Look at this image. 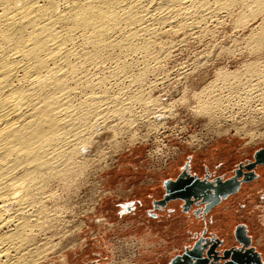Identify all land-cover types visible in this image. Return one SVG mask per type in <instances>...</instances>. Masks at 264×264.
<instances>
[{
  "label": "rangeland",
  "instance_id": "1",
  "mask_svg": "<svg viewBox=\"0 0 264 264\" xmlns=\"http://www.w3.org/2000/svg\"><path fill=\"white\" fill-rule=\"evenodd\" d=\"M240 8L241 7L238 6L236 8L237 10L233 8L231 13L227 14V12H221L219 15L214 16L215 18L210 17L201 19L200 22L195 21V19H189L186 25L180 28L171 27L169 29V27H167L166 29L159 31V35L156 36L155 40H159L160 42L155 41L156 43L154 42L152 44L153 46L150 48L151 53L155 51L154 53H157L158 55L155 54V56L153 55V57H150L148 60L139 59L141 61L140 63L143 62L142 64H144V66L149 67L147 68V71H144L146 74L143 73L145 76L147 75L146 77H144L143 74H140L141 83H136V79L134 78L137 76L133 77V79H129L130 76L126 77L127 72L128 75L129 72L131 74V71L133 70L132 67H135L133 70L135 73L132 72V74L135 75H139L137 73L143 70V65L138 62L136 63L135 60L130 59L132 57L126 58L127 60H130V62L126 61V59H118V61H116L117 59H114L115 61L108 60L105 62L106 66L103 65L104 63H101V66L99 67H96V65H91L93 67L90 68V65L88 64L90 73H95L91 74L93 77H95L93 78L91 76V80H93V82H96V80H103V76L106 77V75L108 78H110L109 81H111V83H106L107 87H113V91H110V96L114 94L111 92L116 93L117 91V94L121 96L123 94L122 97L127 99L129 96L133 95L134 91L137 89L136 93L138 92L137 95L140 93V97H143V102L139 100L140 104L138 101L133 103L136 106L135 109L132 108L133 111L126 113V120L123 119L125 115L121 118V120H124L125 122L127 121L126 123H122L124 121L118 122L120 121V119H118L120 117L112 115L109 116L111 119H105L106 122H104L103 126L101 125L95 128L97 131H99L98 129L100 128L101 130L95 133V135L93 134L89 140L93 138L96 139L91 140V142L89 141L90 144L87 143L88 147L86 146L87 148L85 152L81 154L79 153L77 158L78 160H82L81 165L76 164V166L79 165V167L77 166L76 168L75 166L76 169L74 168L72 173L69 172V174H71L69 178L66 177L69 175L68 172L66 174L63 173L65 174L63 175L64 180L62 179L63 176L61 177V175H59L49 181V185L47 184L48 186H46V189H44L45 193L48 192L47 194L49 195L53 191L52 196H48L44 193L45 196H48L44 199V201L48 209V213L46 214L47 218H50V221L47 224L49 226L47 227L46 225L40 232L36 231V240L40 238L38 243H42V240L43 243L45 241H49V247L44 250L45 255L43 254V258L40 259L42 264H175L177 259L178 263L176 264H192L193 258L188 256L187 253L201 238L204 243H209L210 246L213 242H219L217 250H219L221 253L227 249L241 248V242L238 240L235 231L237 226L242 223H247L250 227L253 242L251 241L249 248H252V250L256 252L252 255L254 257L256 255L257 257V254L260 253L262 255L261 259L264 263V217L261 216L263 214L262 209L264 208V163H260L255 168L247 169V166L255 161L256 153L260 149L264 148V94L261 93L263 91L258 90V88L260 90H264V81H262L264 75H258L256 77L257 73L264 74L262 71L264 65L260 64H264V42H254V35H257L262 31L261 27L264 22V10L261 12L259 11L254 15L252 14L251 16H248L246 20H242L243 22H240L241 20L239 18L242 15L240 14L241 16L239 17V13L241 10H243V8ZM191 22L192 24H190ZM188 24L190 26H188ZM197 24H200L199 26L202 25L203 27H196ZM238 32L239 34H237ZM212 33H215L213 34L214 36ZM160 48L163 49L161 50ZM159 50L160 52H158ZM154 57L157 59L160 57L161 59L158 61L157 59H153ZM151 58L153 60H151ZM122 60L124 63L121 62ZM146 60L150 65L146 64ZM254 60L256 62L262 60V62L255 63ZM114 62L116 63L114 64ZM155 62L156 64L158 63V66L154 64ZM120 63L123 64L121 65ZM135 63L137 65L140 64L139 66L141 69L139 66L135 65ZM160 63H163L164 65L161 66ZM258 64L260 65L258 66ZM115 65L116 67L118 66V68H120V66H122V68L125 67L126 71H120V74L113 76V74L117 72L116 70L119 71V69H115ZM124 65H126L128 68ZM103 67L107 69H103ZM251 67H256V69L260 70L261 72L258 71L255 74V69H252ZM94 68L96 69L93 70ZM129 69L131 71H128ZM156 69L160 72H157ZM164 69H166L165 72L167 73H164ZM238 69H240L241 72L244 70L241 75H239L240 71ZM149 70L151 71L149 72ZM218 70H221V72ZM110 71H113V74ZM226 71L228 76L229 71H232L231 76H229L230 80H228V82L226 80L228 77H225ZM234 71H236L234 74L235 76L239 75L238 78L236 77L237 79L234 78L235 76L232 77V73H234ZM158 73H161L162 76L161 74L158 75ZM250 73H253V75H250ZM156 74L158 75V78L160 77L159 80ZM110 75L113 77H110ZM166 75H168L169 78ZM248 75L252 76L251 80L254 82L257 78L256 82L254 83L253 81H250V76ZM98 76H101L102 78H99ZM115 76L117 79L114 78ZM215 76H218V78ZM222 76H224V78ZM107 77L104 79H107ZM138 77L137 79L140 80ZM112 78H114L116 81H114ZM150 78L154 80H151ZM149 79L155 83H158H151ZM232 79H236V83L232 82ZM240 79L241 81L243 80L242 83L245 82L243 85L245 86L247 84L246 86L248 87L239 85L242 84L239 82ZM119 80L121 81L119 82ZM130 80L133 82H130ZM103 81L107 82L108 80ZM147 81L149 85H146ZM258 81L259 84L257 83ZM127 82H129L130 85ZM118 84L121 85L118 86ZM140 84H143L142 86L144 87H142ZM181 84H184V86ZM206 84L207 86H204ZM233 85L237 86L238 88ZM135 86H137V88ZM230 86L235 91H233ZM124 87L126 89L125 92L129 89L127 94L123 93L124 91L119 92L121 89L124 90ZM205 87L206 89H204ZM210 87H215V89L217 87L219 90L209 89ZM141 88L148 90H145V92L143 91L144 89L142 90ZM182 88L186 90H181ZM241 88L243 93H241ZM149 89H151V91ZM194 89L195 91H198L196 94ZM201 89L204 90V92L207 89L213 90V92H216V94L209 91L203 93V95L200 94L202 93ZM244 89L249 91L245 92ZM237 90L240 92H237ZM131 91L133 93H131ZM229 92L232 93L230 94ZM235 92L236 95L233 94ZM148 94H151V96ZM228 94L232 95V98ZM242 94L244 96H241ZM256 94L260 95L257 96ZM143 95H148L149 98L152 97L150 99H152L156 105L153 104V102H151V104L148 103L151 100L148 99V97H144ZM157 95H161L160 97H157L160 98L159 100L155 97ZM180 95L181 97L182 95L184 96L180 98ZM202 95L204 97H202ZM215 95H217L219 99L217 97L215 98ZM198 97H200L199 101ZM153 98L160 101L158 102L159 105L156 103L157 100L155 101ZM178 98H180L179 100L181 101H177ZM183 98L189 99V101L184 100ZM246 99L247 102H245ZM169 101L171 102L169 103ZM211 101L216 103L215 104L212 102V104H215L216 107H213L214 105L209 104ZM216 101H218V103ZM199 102H201V104L204 102L203 105L207 103V105L202 106ZM152 104L155 105V107ZM134 105L132 107H134ZM145 105H148L150 108ZM163 105L168 109L163 108ZM208 105L210 106L208 107ZM197 106L199 108H197ZM210 107L216 109L211 110ZM147 108L151 110L154 108L157 111H167L163 114H166L165 116L162 115L163 118L158 117L159 119H163L159 122L160 124L157 122V120H155L156 118L153 117L156 113L152 115V117L150 115L157 111L153 110L152 113L147 112L151 111ZM157 108L160 109L158 110ZM201 108L202 110H200ZM203 108H208L211 112L208 113L209 110H203ZM218 108H220V112L216 111ZM139 109L143 110L144 112L142 113ZM170 111H175V114L171 113ZM201 111L202 113H199ZM130 113L131 116H129ZM144 113L148 114L149 116H144ZM169 114H171V117ZM139 116L144 118L143 121H146L145 118L150 119L151 117L150 120H154V122L160 125V127L153 121L151 124L150 120L143 122ZM132 117L134 118L133 121L138 118L137 120L140 122V125H136L139 124L137 120V123H135L136 121L131 122L130 118ZM127 119H129L130 122L134 124L132 125ZM145 123H148V125ZM164 124H167V126H163ZM115 126H118L117 128L120 130L116 129ZM132 126L136 127L131 128ZM200 126H204L205 131L201 137L196 139L197 143H182L181 151L175 154V159H173L166 168H155L150 164L147 158V149L150 140H152L158 133H160L158 136H161V133L164 130H168L176 136V139L180 140L184 137L194 135ZM110 127H113L114 129ZM126 127L129 131H127ZM95 131H93V133ZM115 135L116 137H113ZM92 142H94V144ZM83 154L85 155L84 157H86L85 159L83 157L84 160L81 159ZM89 156L93 159H90ZM85 160L88 161L87 164H83L85 163ZM78 168L84 170L80 171ZM207 169H209L211 173L208 176ZM238 170H242L241 172L244 171L245 173L247 172V175H249L248 179L246 178L245 174H240L239 178L241 180L244 179L243 183L241 184V188L222 197L219 203L211 205L210 203L212 201H210L208 198L213 195L207 191L204 193L202 192L204 196L198 200L192 197L194 202L189 203L190 205L185 199L182 198L172 200V202L175 203H178V201H184L187 203V205H189L187 207L185 206L187 212L183 211L182 207L179 210L177 205H175V207L172 209V212H167L168 207L163 208L164 210L159 209L161 208L159 207L162 203L161 201L165 200L167 194H169L167 190V184L172 180H177L183 176H189L191 177L190 180L183 182V186L188 185L187 187H192L190 185L206 183L212 186L217 185L215 181L218 178H221L222 181L228 180L230 182L238 175ZM252 170L256 174L255 176L253 175L254 173H248ZM75 172H78L76 173L78 175H76ZM66 179H69V181ZM208 187L209 186H206L205 190ZM208 189H210V187ZM60 204L62 206H59ZM194 207H196L197 210L201 209L202 211L205 210L206 212L212 210L210 214L217 215V218L214 217L211 219L209 213L207 214L206 220L202 219L203 217L197 218L195 216ZM227 208L229 211L233 212L231 215L228 214L226 216L222 213L223 210ZM148 211H152V213L157 214V217L151 218ZM185 214L187 215L186 218L181 217V215ZM196 214L199 215V213ZM230 219L232 220L230 222H233L232 224L230 222V224H228ZM232 225H234L235 228L232 227L231 229ZM226 229H231V232ZM245 231L246 230L243 229L238 233L245 235ZM147 233L152 234L154 238H151L149 235L151 239L146 240L145 236H147ZM195 233L199 234L200 237L197 239V241L195 240L196 242H193L194 240H189L192 236L190 234ZM183 234H186L187 237L182 239L179 248L180 253L173 258L167 257L164 252L166 249H168V241L165 240V242L163 240L167 239L169 236L171 237L176 235L179 238V236L181 237ZM216 238L219 239L215 240ZM171 241L172 240H170V242ZM174 243L178 242H172V244ZM51 244L55 246H52ZM192 244L193 246L189 247ZM221 264H223V262Z\"/></svg>",
  "mask_w": 264,
  "mask_h": 264
},
{
  "label": "bare ground",
  "instance_id": "2",
  "mask_svg": "<svg viewBox=\"0 0 264 264\" xmlns=\"http://www.w3.org/2000/svg\"><path fill=\"white\" fill-rule=\"evenodd\" d=\"M238 6L243 8V10H241L242 12L240 11L239 13V17L242 15L239 18L241 21L240 20L239 21L243 22L242 20H246L248 16H251L252 14L254 15L257 12L259 11L261 12L264 10V0H0V264H42L40 259L43 258L42 255L45 253L44 250L49 247V241L47 242L45 241L43 243L42 240V243H38L39 242L38 240H40V238L36 240L37 239L36 231L40 232L50 221V218L49 217L47 218L46 215L48 213V209L44 199L47 198L48 196H52V192H53L52 191L51 194L48 195L47 194L48 192L45 193L44 189H46V186L49 185L48 184L50 183L49 181H51L56 176L61 175L62 177L67 172L68 174L69 172L72 173V170H74L76 164L81 165L82 160H78L77 158L79 153L81 154L85 152L86 148L88 147V144H90L89 141L91 142V140L96 139L93 138L89 140L93 136V134L95 135V133L101 130L100 128L98 129L99 131H97L95 128L101 125L103 126L104 122H106L105 119H111L109 118V116L112 115V116L120 117L118 118L120 119V121L118 122H122L126 120V115H127L126 113L133 111L132 108L135 109L136 106L133 104L135 101L136 102L138 101L139 104L140 101L143 102L142 100L143 97H140V93L139 95H137L138 93V92L136 93L137 89L136 91H134L133 90L134 88L132 90L134 91V94L135 93L136 94L135 95L133 94L131 96H129L130 95L129 94L128 95L129 97L127 99L125 97H122L123 94L122 96L117 94V91L116 93L111 92L114 94L110 96V91H113V87L112 88L107 87L106 84V83H111V81H109L110 78H108L106 75L107 79H104L106 77L103 76V80L105 81L108 80L107 82H104L102 79H101L102 81L99 79L100 81L96 80V82H93V80H91V76L93 77V75L91 74H95V73L93 72L90 73L89 65L90 68L93 67L91 65H96V67H99L101 66V63L102 64L104 63L103 65H105V62L108 60L112 61L114 59H117L116 61H118V59H126L128 57L129 58L132 57L130 59L135 60L136 63L141 62L139 59L148 60L150 57H153V55L155 56V54H157L154 53L155 51L152 52L154 53L152 54L150 52V48L153 46L152 44L156 41L155 40L156 36L159 35L158 32L161 31L162 29H166L167 27H169V29L171 27L180 28L186 25L189 19L192 20L195 19V21L200 22L201 19L210 18V17L212 18L216 15H219L221 12H227L228 14L233 11V8L237 10L236 8ZM190 24H192V22ZM199 25L200 24H197L196 27L197 26L203 27L202 25L201 26ZM188 26L190 25L188 24ZM179 28H175V29H179ZM261 28L262 31L260 30L261 31L260 33L254 35V40H255L254 42L257 43L264 42V22ZM215 33H212V35ZM237 34H239V32ZM158 52H160V50ZM153 59H157V58L154 57ZM153 59L151 58V60ZM159 59L161 58L159 57ZM159 59L157 60L159 61ZM147 60H146V64H148ZM126 61L130 62V60L127 59ZM121 62H123V60ZM260 62H262V60L258 62L255 61V63H260ZM115 63L116 62H114V64ZM123 63L120 64L122 65ZM136 63L135 65H137ZM142 63L140 64L143 65L142 67L143 70L137 73L139 75L132 74L135 68L132 67L133 66L132 64L131 67L133 68V70L132 71L130 70L132 69L131 67H129L130 69L128 70L131 71L132 75L130 74V72L128 75L127 72L126 77L130 76L129 79L131 78L133 79V77L139 76L138 78L140 79L141 77L140 74L143 73L146 74L144 71H147V68L149 67L144 66V64ZM154 64L157 65L158 63L156 64L155 62ZM260 64L264 65L263 63ZM260 64H258V66ZM160 65L162 66L164 64L160 63ZM250 65L255 66L253 64ZM256 67L255 68L251 67L252 69H255L254 70L256 71L255 74L258 71H260L256 69ZM95 69L96 68H94L93 70ZM103 69H107V68L103 67ZM115 69H119V71L116 70L117 72L114 74L112 73L113 71L112 72L110 71L113 74V76L114 75L117 76L121 72H124L126 68L125 67L122 68V66L118 68L117 66ZM240 69L238 70L240 71ZM262 69H263L262 71L264 72V68ZM151 70H149V72ZM221 70L218 71L221 72ZM165 71L166 69H164V73H167ZM243 71L244 70H242V72L240 71L239 75H241ZM231 72L232 71H229V76H231ZM235 73L236 71L232 73V77L235 76L234 75ZM160 74L158 73V75ZM239 75L235 76L234 78L236 77L238 78ZM250 75H253V73H250ZM258 75L262 76L264 74L257 73L256 77ZM113 76L110 75V77ZM116 76L114 78L117 79ZM146 76L144 75V77ZM226 76L228 77V79L226 78L228 82V80H230V77L227 75V71L225 77ZM137 77L134 78L136 79L135 80L136 83H141V79L138 80ZM215 77L218 78V76ZM222 77L224 78V76ZM99 78L102 77L100 76ZM251 78L252 76H250V81H253L251 80ZM159 79L160 77L158 78V80ZM263 79L262 81H264ZM235 80H233L232 82H235ZM114 81L116 80L114 79ZM120 81L121 80H119V82ZM131 81L132 80H130V82ZM148 81L146 85H149ZM242 81L241 79L239 80L240 83H242ZM152 82L154 81H151V83ZM127 83L129 84V82ZM157 83L154 82V84ZM244 83L245 82L239 85L244 86L243 85ZM257 83L259 84V81ZM119 85L121 84H118V86ZM181 85L184 86V84ZM204 86H207V84ZM127 87L129 88L128 85ZM135 87L137 88V86ZM251 88L254 89L253 87ZM123 89L124 90L121 89L119 92L124 91L123 93L126 94L127 92H129V89L126 92H125L126 90L125 87ZM204 89H206V87ZM209 89H215V87H210ZM216 89L218 88L216 87ZM231 89L233 90V88ZM145 90L146 89H144L143 91ZM149 90L151 91V89ZM181 90H186V89L182 88ZM207 90H205V92L210 91L216 94V92H213V90H208V91ZM258 90L264 92V90H260L259 88ZM247 91L249 90H245V92ZM250 91H254V90H250ZM194 92L196 94L198 91H195L194 89ZM205 92L204 90H202V93L200 94H203ZM237 92L240 91L237 90ZM263 92L261 93L264 94ZM131 93L133 92L131 91ZM241 93H243L242 88H241ZM233 94L236 95V92ZM148 95L151 96V94ZM148 95L147 96L143 95V96L148 97V99L152 98V97L149 98ZM158 95L155 97L156 98L160 97L162 94L160 96ZM184 95H182V97ZM203 95L202 97H204ZM256 95L258 96L260 94H256ZM231 96L232 95H230V97ZM241 96L244 95L242 94ZM182 97L180 95V98ZM216 97L217 95H215V98ZM180 98H178L177 101H181L179 100ZM199 98L200 97H198V101L200 100ZM217 98L219 99V97ZM157 99L159 100L160 98ZM157 99H155V101ZM183 99L189 101V99H185V98ZM247 99L245 102H247ZM150 100L151 101L148 103L151 104V102L153 101L152 99ZM158 100L156 101L157 104L158 102H160ZM170 102L171 101H169V103ZM212 102L213 101H211V103L209 104L214 105L213 107H216L215 106L216 103L213 102L215 104H212ZM216 102L218 103V101ZM199 103L202 106L207 105V103L203 105L204 102H202L203 104H201V102ZM150 104L148 105L151 106ZM153 104L155 103L153 102ZM133 105L134 107H132ZM155 105L153 106L155 107ZM210 105H208V107ZM149 106L148 108H150ZM162 107L165 108L164 105ZM197 108L199 107L197 106ZM157 109L159 110L160 108ZM204 109H208V108H203V110ZM213 109L216 108H211V110ZM153 110L157 111L156 109L152 108L151 111H147V112L152 113ZM200 110H202V108ZM140 111L142 113L144 112L143 110ZM216 111L220 112V108H218ZM157 112H153V114L150 115L152 117V115L156 113L153 117H155L156 118L155 120H157V122L159 123L163 119H159L158 117L163 118V116L166 115V114L163 115L164 112L166 113L167 111L164 110ZM209 112L211 111L209 110L208 113ZM171 113L175 114V111ZM199 113H202V111ZM146 115L148 114H145L144 116ZM169 115L171 117V114ZM129 116H131V113ZM167 116L166 118L168 119ZM122 117L124 120H121ZM133 119H134L133 117L130 118L131 122L133 121ZM137 119H135V121ZM141 119L143 121L144 118ZM150 119L145 118L146 121ZM137 121L135 123H137ZM152 121L154 122V120ZM152 121L150 120V123ZM126 122L124 121L122 123H126ZM148 123L145 124L148 125ZM136 125H140V122L139 124ZM156 125L158 124L156 123ZM107 126H111V125H107ZM158 126L160 127V125ZM163 126H167V124L166 125L164 124ZM115 127L116 129L120 130L119 128H117L118 126ZM134 127L132 126L131 128ZM93 131L95 132L93 133ZM127 131L129 130L127 129ZM113 137H116V135ZM94 142L92 143L94 144ZM84 156L85 155L83 154L81 159H83ZM85 158L86 157H84V159ZM91 158L92 157H90V159ZM86 161L87 160H85V163L83 164H87L88 161L87 162ZM262 161L264 162V160ZM79 165L77 166L79 167ZM79 170L81 171L84 169H79ZM241 171L242 170H238L239 174L245 173L244 171L243 172ZM76 173L78 172H75V174ZM70 175L71 174H69L66 177L69 178ZM253 175L255 176L256 174L254 173ZM62 179L64 180V176ZM72 179H76V178H72ZM185 179L186 177L183 176L177 180H172L167 184L168 185L167 190L169 194L166 196L165 200L176 198L177 195L174 192H177L176 188L178 184H180L181 182H185L186 181ZM236 179L237 178H233L232 180H236ZM66 180L69 181V179ZM243 180L244 179L240 180L239 182L240 186L236 187L235 190L231 192L230 191L223 192L220 186L216 187V189H213V191L212 189L211 191H208L211 195H213L210 198H208L210 201H212L210 204L213 205L219 203L222 197L239 190L241 188V184L243 183ZM202 192L203 191H201L200 195L202 194ZM44 193L47 194L48 196H45ZM192 197H193L192 193L187 194L185 196V200L188 203L194 202L192 201ZM165 200H163V202ZM59 206L62 205L60 204ZM48 226L49 225H47V227ZM241 241L244 242L243 239H241ZM245 241L247 243L246 245L249 246L251 245V241L249 237ZM241 247L243 248V246ZM246 252L250 254L256 253L255 251L252 250V248L250 249L249 247ZM255 258L259 259L262 262V264H264L259 254H257V257L255 255Z\"/></svg>",
  "mask_w": 264,
  "mask_h": 264
},
{
  "label": "water",
  "instance_id": "3",
  "mask_svg": "<svg viewBox=\"0 0 264 264\" xmlns=\"http://www.w3.org/2000/svg\"><path fill=\"white\" fill-rule=\"evenodd\" d=\"M257 155H255V161L253 163H251L249 166H247V169H251V168H255L259 163H264L262 160H264V148L260 149L257 153ZM253 170L248 172V173H252L253 174ZM246 175V178H248L249 175H247V172L244 173ZM239 172L238 175L235 177L237 178L236 180H232V181H222L221 178L216 179V183L217 185H210V184H193L190 185L192 187H187V186H183V182H181L180 184H178L177 186V192L176 193V197L185 199V196L187 194L192 193L193 197L195 199H200L202 196H204L203 194L200 195L201 191L207 192V191H213V189H216V187L220 186L222 188L223 192L226 191H233L235 190L236 187L240 186V178H239ZM189 177V176H188ZM191 177L187 178L186 177V181L190 180ZM184 180V181H185ZM185 181V182H186ZM238 181V182H237ZM201 182V181H200ZM236 183V184H235ZM209 186L210 189H206L205 187ZM181 187V188H180ZM201 190V191H199ZM221 192V190H220ZM169 193V192H168ZM168 195V194H167ZM193 201V200H192ZM242 231V229L240 230ZM238 240L241 242V245L243 246V248H239L240 250H238V248H233V249H227L225 250L223 253H221L219 250H217V242H213L211 244V246L209 245V243H204V241L201 239H199L197 241V243L195 244V246L189 250V252L187 253L188 256H190L191 258H193V263L192 264H221L223 262V264H262V262L255 258L252 254L247 253V249L249 247V245H246V239L249 237L247 234L245 235H241V234H236ZM241 239L244 240L241 241ZM243 242V243H242ZM178 263V259L176 260ZM240 261V262H239Z\"/></svg>",
  "mask_w": 264,
  "mask_h": 264
},
{
  "label": "built area",
  "instance_id": "4",
  "mask_svg": "<svg viewBox=\"0 0 264 264\" xmlns=\"http://www.w3.org/2000/svg\"><path fill=\"white\" fill-rule=\"evenodd\" d=\"M215 130V129H213ZM204 126H200L198 131L189 137L176 139V136L171 131L164 130L161 136L158 133L149 142L147 149V158L150 164L155 168H166L170 162L175 159V154L181 151L182 143L195 142L196 139L204 134ZM216 131V130H215Z\"/></svg>",
  "mask_w": 264,
  "mask_h": 264
},
{
  "label": "crops",
  "instance_id": "5",
  "mask_svg": "<svg viewBox=\"0 0 264 264\" xmlns=\"http://www.w3.org/2000/svg\"><path fill=\"white\" fill-rule=\"evenodd\" d=\"M207 176L208 175H210L211 173H210V171H209V169H207ZM260 174H261V172H260ZM260 174H258V175H260ZM177 198H179V197H176V198H172V199H166L164 202L163 201H161L162 203H161V205L159 206V207H161V208H159V209H163V208H165V207H168V210H167V212H172L173 210V208L175 207V205H177L178 207H179V210L181 209V207L183 208V211H186L187 212V209L185 208V206L187 207V206H189V205H187V203H185L184 201H182V202H179L178 201V203H175V202H172V200L173 199H177ZM160 201V200H159ZM166 203V204H165ZM190 203H192V202H190ZM154 204H155V201H154ZM164 204H165V206H164ZM180 205V206H179ZM264 206V205H263ZM156 207L158 208V206L156 205ZM155 207V208H156ZM164 210V209H163ZM200 211H202L201 209H196V207H194V212H195V216L197 217V218H201V217H203L202 219H207V214L209 213V215H210V218L211 219H213L214 217L215 218H217V215H214V214H210L211 212H212V210H210L209 212H206L205 210L204 211H202V212H200ZM262 211H263V214L261 215L262 217H264V208L262 209ZM148 213H149V216L151 217V218H154V217H157V214H155V213H152V211H148ZM196 213H199V215L198 214H196ZM223 214H225L226 216L228 215V214H230L231 215V213H233L232 211H229L228 210V208L227 209H224L223 210V212H222ZM169 214V213H168ZM181 217H184V218H186L187 217V215L185 214V215H181ZM184 218H182V219H184ZM264 219V218H263ZM194 220H195V217H194ZM230 221H232L231 219L228 221V224H232L233 222H230ZM230 222V223H229ZM232 227H234V225H232L231 226V229H232ZM235 228V227H234ZM231 229H226V230H228V231H230L231 232ZM243 230V229H245L246 231L244 232V234H247L248 236H249V239H250V241H252L253 242V237H252V235H251V231H250V227H249V225L247 224V223H242V224H240V225H238L237 226V228H236V231H235V234H238V232L240 231V230ZM234 230V229H233ZM232 230V231H233ZM227 231V232H228ZM229 232V233H230ZM149 235L151 236V238L153 237L152 236V234H150V233H147V236H145V238H146V240H150L151 238L149 237ZM170 235V234H169ZM168 235V236H169ZM190 235H192L191 237H190V239L189 240H194L193 242H196L197 241V239L200 237V235L199 234H190ZM163 236V235H162ZM149 237V238H148ZM187 237V235L185 234H183L181 237L179 236V238H178V236L176 235V236H169V237H167V239H164L163 241H168V249H166L165 250V252H164V254L167 256V257H171V258H173V257H175L177 254H179L180 253V244H181V242H182V239H184V238H186ZM154 238V237H153ZM217 239H219V238H216L215 240H217ZM170 240H172L171 242H170ZM187 240V239H186ZM196 240V241H195ZM165 241V242H166ZM172 242H178V243H174V244H172ZM194 244V243H193ZM193 244L192 245H190L189 247H191V246H193ZM260 254V253H259ZM260 256H262L261 254H260ZM170 260V259H169ZM264 260V259H263Z\"/></svg>",
  "mask_w": 264,
  "mask_h": 264
}]
</instances>
